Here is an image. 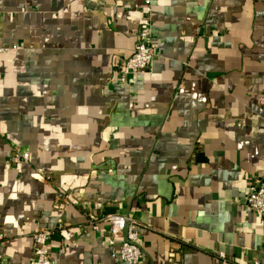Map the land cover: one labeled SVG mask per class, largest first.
<instances>
[{
	"label": "crops",
	"instance_id": "obj_1",
	"mask_svg": "<svg viewBox=\"0 0 264 264\" xmlns=\"http://www.w3.org/2000/svg\"><path fill=\"white\" fill-rule=\"evenodd\" d=\"M147 11L150 68L120 83ZM263 91L264 0H0V264H27L58 221L57 264H116L87 223L104 213L139 221V264H264L244 205L264 181Z\"/></svg>",
	"mask_w": 264,
	"mask_h": 264
},
{
	"label": "built area",
	"instance_id": "obj_2",
	"mask_svg": "<svg viewBox=\"0 0 264 264\" xmlns=\"http://www.w3.org/2000/svg\"><path fill=\"white\" fill-rule=\"evenodd\" d=\"M148 5L149 0H144ZM143 23L138 27L135 34V46L131 54L118 63L116 71L120 83H123L128 75L143 73L150 68L154 55V46L151 40L150 13L147 11ZM259 105L264 111V91L258 98ZM27 152L18 147H9L5 151V160L10 165H18L28 162ZM38 173L47 183L52 182V178L42 168L37 169ZM69 201L68 195L57 192L55 195V207L65 205ZM244 205L249 210L257 213L264 221V181L251 178L248 183L247 194L244 198ZM91 229H98L99 224H104L107 228V245L109 255L116 264H139L143 258V250L139 241V221L130 214L104 213L98 217H90L87 220ZM64 227L63 223L57 224L59 230ZM54 230V231H56ZM53 230L43 228L32 233L34 244L33 257L27 264H56L50 255L49 242L52 238ZM3 237L0 232V239ZM212 264H243L229 258L225 253L219 251L212 255ZM249 264H260L252 261Z\"/></svg>",
	"mask_w": 264,
	"mask_h": 264
},
{
	"label": "rangeland",
	"instance_id": "obj_3",
	"mask_svg": "<svg viewBox=\"0 0 264 264\" xmlns=\"http://www.w3.org/2000/svg\"><path fill=\"white\" fill-rule=\"evenodd\" d=\"M46 174H49L50 175V177L52 178V175H51V173L49 172V171H46ZM63 193H65V192H63ZM69 198V197H68ZM58 223H63L64 224V226H65V223L63 222V221H58L57 223H56V225H55V227L54 228H47V227H43V228H47V229H51V230H53V234H54V230H56L57 229V224ZM43 228H40V229H43ZM64 228V227H63ZM63 228H61V229H59V230H56V231H60V230H62ZM40 229H38V230H40ZM38 230H36V231H38ZM1 232V231H0ZM35 232V231H34ZM33 232V233H34ZM2 233V232H1ZM3 235V234H2ZM32 235V234H31ZM31 235H30V238H31V240H32V237H31ZM53 236V235H52ZM32 243H33V240H32ZM142 248V247H141ZM33 249H34V244H33ZM50 255H51V253H50ZM33 257V256H32ZM51 257H52V255H51ZM53 258V257H52ZM54 260V259H53ZM142 260V259H141ZM140 260V261H141ZM54 262H55V260H54ZM57 264V263H56Z\"/></svg>",
	"mask_w": 264,
	"mask_h": 264
}]
</instances>
